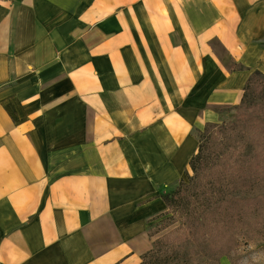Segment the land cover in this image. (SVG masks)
<instances>
[{
    "label": "crops",
    "instance_id": "obj_1",
    "mask_svg": "<svg viewBox=\"0 0 264 264\" xmlns=\"http://www.w3.org/2000/svg\"><path fill=\"white\" fill-rule=\"evenodd\" d=\"M168 2L0 0V264H138L197 131L264 74V0L244 32Z\"/></svg>",
    "mask_w": 264,
    "mask_h": 264
},
{
    "label": "trees",
    "instance_id": "obj_2",
    "mask_svg": "<svg viewBox=\"0 0 264 264\" xmlns=\"http://www.w3.org/2000/svg\"><path fill=\"white\" fill-rule=\"evenodd\" d=\"M232 119L206 122L138 264H221L238 237L264 236V74L250 73ZM234 263V262H233Z\"/></svg>",
    "mask_w": 264,
    "mask_h": 264
},
{
    "label": "rangeland",
    "instance_id": "obj_3",
    "mask_svg": "<svg viewBox=\"0 0 264 264\" xmlns=\"http://www.w3.org/2000/svg\"><path fill=\"white\" fill-rule=\"evenodd\" d=\"M170 4H179L182 6V24H183V30L188 31V24L191 16V7L193 6H207L211 5L215 10L214 16H227L233 18V27L235 30L239 31H247V22H242V18L245 14L241 12V9L244 7L241 2V0H209L207 3V0H169ZM217 8H220V10H225L224 12L217 11ZM224 8V9H223ZM236 9V12L233 10ZM237 9L240 10V12H237ZM198 16V14H196ZM199 17V16H198ZM198 20V18H197ZM199 22V21H198ZM246 27V28H244ZM202 47L204 49H202ZM216 44L212 42L211 46H202L201 44L198 45L199 50H197L198 54L203 53V51H208L210 48H216ZM212 51V50H211ZM217 51H219V47H217ZM238 65H234L233 68H237ZM182 75H187V71H183ZM188 76V75H187ZM217 77V73L214 70H210L207 73V82L210 85V89L213 86L212 83ZM195 83L189 82L187 87L193 88ZM199 85V89L201 88ZM204 87V86H203ZM207 87V86H206ZM196 93V90H195ZM199 104H202V101H199ZM221 115L224 119H232L234 110L233 105L230 104L228 107L220 108ZM176 185V184H175ZM174 188V187H173ZM234 262V263H233ZM221 264H264V236L261 235H254L253 237L240 235L238 237V245L234 249V251L231 253L230 256L222 257L221 258Z\"/></svg>",
    "mask_w": 264,
    "mask_h": 264
}]
</instances>
